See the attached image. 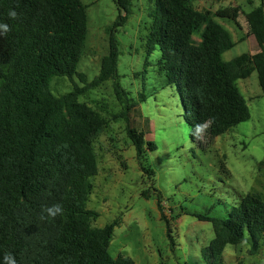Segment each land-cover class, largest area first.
Masks as SVG:
<instances>
[{
    "label": "trees",
    "instance_id": "trees-1",
    "mask_svg": "<svg viewBox=\"0 0 264 264\" xmlns=\"http://www.w3.org/2000/svg\"><path fill=\"white\" fill-rule=\"evenodd\" d=\"M194 1L154 0L146 53L149 58L159 52L158 78L163 88L179 93L186 124L192 128L209 122L206 134L196 141L206 147L250 119L238 80L257 72L264 97V0L244 14L260 51L228 62L223 54L236 45L231 33L210 12L196 10ZM116 4L119 16L108 29L109 54L99 76L87 83L78 72L88 36V6L82 0H0V23L11 28L0 36V264L6 252L17 264H135L109 252L119 221L95 227L99 214L87 207L91 178L99 171L92 140L111 122L80 101L87 91L111 81L121 105L112 118L126 123L137 157L157 150V144L147 141L145 132L131 122L146 94L136 100L120 82L116 33L127 23L133 3L117 0ZM10 8L18 19L8 17ZM56 76L72 80L76 76L84 86L74 84L71 91L56 96L51 90ZM57 203L63 214L42 220L44 207ZM158 207L162 211L160 202ZM191 215L213 226L210 264H217L228 245L242 244L246 234L251 254L264 238L260 193L243 196L224 219Z\"/></svg>",
    "mask_w": 264,
    "mask_h": 264
},
{
    "label": "rangeland",
    "instance_id": "rangeland-1",
    "mask_svg": "<svg viewBox=\"0 0 264 264\" xmlns=\"http://www.w3.org/2000/svg\"><path fill=\"white\" fill-rule=\"evenodd\" d=\"M82 1L88 6V36L78 72L90 83L99 76L102 60L109 54L108 29L119 11L117 0ZM132 3L127 23L116 33L121 53L118 73L131 97L139 100L146 94L131 122L145 132L147 141L157 144V150H146L137 157L126 123L112 118L121 105L111 81L87 91L80 101L111 121L92 140L99 171L91 178L87 207L99 214L95 227L119 221L109 246L113 258L129 257L135 264H210L213 226L191 214L224 219L248 193L264 196V97L258 75L254 72L237 81L250 119L201 147L184 120L179 93L175 88H163L164 82L158 78L155 63L159 52L147 57L146 36L154 0ZM260 5L261 0L192 3L196 10L210 12L231 33L236 45L223 54L227 62L260 51L244 16ZM194 39L200 41L198 36ZM74 84L84 86L76 76L73 80L56 76L51 90L59 96L71 91ZM246 238L238 246L228 245L217 264H264V238L254 254L247 234Z\"/></svg>",
    "mask_w": 264,
    "mask_h": 264
},
{
    "label": "clouds",
    "instance_id": "clouds-1",
    "mask_svg": "<svg viewBox=\"0 0 264 264\" xmlns=\"http://www.w3.org/2000/svg\"><path fill=\"white\" fill-rule=\"evenodd\" d=\"M8 17L12 20L18 19V13L14 8H10L8 11ZM11 31L9 24L0 23V36H6ZM155 55V54H154ZM209 128V122L204 121L201 123L195 124L191 128V135L195 141H199L206 134L207 129ZM43 213L46 215H41V219L46 218H55L58 215L63 214V207L60 204H54L52 206L44 207ZM3 264H17V260L12 253L6 252L3 256Z\"/></svg>",
    "mask_w": 264,
    "mask_h": 264
},
{
    "label": "crops",
    "instance_id": "crops-1",
    "mask_svg": "<svg viewBox=\"0 0 264 264\" xmlns=\"http://www.w3.org/2000/svg\"><path fill=\"white\" fill-rule=\"evenodd\" d=\"M261 3H262V0H261Z\"/></svg>",
    "mask_w": 264,
    "mask_h": 264
}]
</instances>
